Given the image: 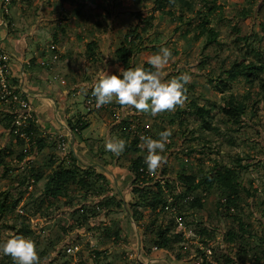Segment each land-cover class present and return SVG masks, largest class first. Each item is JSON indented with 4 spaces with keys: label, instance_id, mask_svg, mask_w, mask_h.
Here are the masks:
<instances>
[{
    "label": "rangeland",
    "instance_id": "rangeland-1",
    "mask_svg": "<svg viewBox=\"0 0 264 264\" xmlns=\"http://www.w3.org/2000/svg\"><path fill=\"white\" fill-rule=\"evenodd\" d=\"M156 1L21 0L27 19L48 23L49 33L40 37H30L31 30L22 28L15 10L8 8V2L11 6L17 0L4 4L7 12L0 8L6 24L9 17L17 24L0 27L1 48L11 60L23 45L27 58L36 49L48 51L50 57L41 67L52 68L69 85L68 96L79 92L67 123L74 125L81 114L89 127L78 136L75 151L82 168L90 167L105 178L91 179L89 190L70 188L66 198L46 197L48 176L68 166V138L46 133L48 129L39 131L35 124L39 113L30 105L35 132L30 141L18 145L7 127L11 111L0 106V150L5 154L0 201L6 197L7 204L18 202L0 213V240L17 233L30 237L39 264H208L207 250L216 264H264V69L235 81L226 74L234 64L264 68V0H173L162 9ZM204 21L202 32L199 26ZM136 26L141 37L133 46L132 67L143 66L165 46L173 55L162 70L164 78L182 72L191 76L184 103L174 110L153 116L115 102L96 107L92 87L105 70L115 73L122 68L115 50ZM207 30L213 31L214 41H208ZM88 44H93L92 60L86 57ZM55 85L62 88L59 81ZM237 103L245 112L232 121L223 109H235ZM200 108L203 118L197 114ZM164 130L172 133L166 162L154 174L146 170L153 182L142 185L149 198L155 183L161 185L169 205L161 211L150 205V199L133 194L137 184L132 164L146 155L140 137L158 138ZM110 137L125 139L119 155L105 150ZM43 139L46 146L40 150L37 142ZM134 140L138 152L132 150ZM21 153L24 158L19 160ZM219 170L231 171L240 185V198L233 205L225 202L217 186L187 193L180 181L184 173L194 175L197 182ZM195 198L201 208L191 206ZM163 231L171 241L161 250L155 242ZM230 231L233 241L227 237ZM70 244L79 247L78 253H65ZM0 264L13 260L0 254Z\"/></svg>",
    "mask_w": 264,
    "mask_h": 264
},
{
    "label": "trees",
    "instance_id": "trees-1",
    "mask_svg": "<svg viewBox=\"0 0 264 264\" xmlns=\"http://www.w3.org/2000/svg\"><path fill=\"white\" fill-rule=\"evenodd\" d=\"M181 3H184V0H177ZM173 3V0H157L156 3L158 4L159 8H164L166 3ZM189 8L191 7L190 4L185 3ZM146 22L145 24H147ZM207 22H203L201 26H199L202 30V32L206 29L205 24ZM208 33V41L212 42L215 40V35L212 30H207ZM141 35L139 34V28L136 26L133 29L129 30L123 37L122 40L119 42L116 50H115V57L117 61L119 62L120 66L124 69L132 68L131 66V58L133 56V46L136 40L140 39ZM91 45L88 44L87 46V56L91 60L94 58V54L91 51ZM144 68H150L151 66L146 63L143 65ZM264 68L262 66H257L254 63H248L245 64H234L232 68L226 72L227 79L229 81H235L239 76H247V77H254L258 71L263 70ZM220 85H222L223 88H226L225 81H221ZM264 88V84L262 85ZM245 112V107L241 103L236 104L235 109H223V113L226 117H228L232 121H237ZM204 109L200 108L197 110V114L203 118L204 116ZM12 117H7V127H9V132L12 134ZM125 123V122H124ZM71 132L74 135L80 134L84 129L88 127V125L81 121L77 120V122L74 125H70ZM76 130V132H75ZM35 130L32 126L29 127L27 130V135L32 138L33 133ZM18 145H23L24 140L20 138H16ZM139 143L137 140H134L132 143V150L134 152L140 151ZM38 148L42 150L46 146L45 140H38L37 142ZM10 153V152H9ZM8 153V154H9ZM3 156L5 154H2L0 150V167L4 166L3 162ZM19 160H22L24 158V154L19 155ZM68 166L67 167H61L52 172L45 183L44 187V194L46 197L58 200L61 197H68L70 188L74 187L76 189H87L89 190L92 187V184L90 182L91 179H95L96 181H104L105 178L102 174H97L94 170H92L90 167L82 168L79 164V161L70 153L68 157ZM147 166L144 163V160L142 157H137L132 164V176L134 177V182L137 184L133 189V194L138 195L139 197H142L145 200L150 199V205L154 208L157 206L161 207V211H164L166 207L169 205L167 204L166 200L163 199L162 196V187L160 184L155 183L156 191L151 195V198H149L147 192L143 190L142 185L146 184V182H153V179L149 177V175L146 173ZM36 181L38 178H35ZM180 181L185 187V192L187 193H193L199 189L203 190H211L215 186H217L223 196L225 197V202L229 205L235 204V202L240 198V185L237 183V181L234 178V175L231 171H216L213 173H206L201 179L197 180L196 177L192 174H182L180 177ZM140 183V184H138ZM6 197L3 198V201H0V213L7 212L11 209H13L17 205V201L13 202L12 204L6 203ZM192 207L195 208H201V202L199 199H193L190 202ZM175 205V204H174ZM135 221L138 220L136 217L134 218ZM227 237L229 241H233L235 238L234 232L230 231L227 233ZM170 237L167 236V232L163 231L159 234L158 239L155 242V247L157 249H165L169 246L170 243ZM205 256V255H204ZM206 258H204V261ZM202 264H205L204 262Z\"/></svg>",
    "mask_w": 264,
    "mask_h": 264
},
{
    "label": "clouds",
    "instance_id": "clouds-1",
    "mask_svg": "<svg viewBox=\"0 0 264 264\" xmlns=\"http://www.w3.org/2000/svg\"><path fill=\"white\" fill-rule=\"evenodd\" d=\"M172 51L165 46L148 58L150 68L136 66L118 68L115 73L102 72L91 91L97 108L113 102L137 111L158 113L174 110L185 99L186 85L191 76L182 72L171 79H165L163 68L172 57ZM158 138L140 137V147L146 149L144 163L150 174H154L166 162L164 152L172 135L171 130L160 131ZM107 152L119 155L125 150L126 141L122 137H110L104 142ZM0 254L10 256L13 264H39L36 243L21 233L12 234L0 240Z\"/></svg>",
    "mask_w": 264,
    "mask_h": 264
},
{
    "label": "crops",
    "instance_id": "crops-1",
    "mask_svg": "<svg viewBox=\"0 0 264 264\" xmlns=\"http://www.w3.org/2000/svg\"><path fill=\"white\" fill-rule=\"evenodd\" d=\"M8 1L10 0H0V8H4V4ZM8 3V8L15 10L22 28L31 30L30 37H40L49 33L50 29L46 20L31 22L30 19H27L26 14H24V11L27 10L26 5L21 0H17V3H13L11 6L10 2ZM9 19L10 22L7 24L9 28L16 27L17 24L14 18L9 17ZM26 51L25 45L20 46L17 52L19 55L13 57V60L10 61V74L15 82L22 87L24 95L29 100V103L34 106V110L39 113V117L35 119L38 130L48 129L46 133L58 134L61 137L68 138L70 151L79 161L75 148L80 134L74 135L67 123L74 114L73 105L77 99L75 96L79 92L68 96L70 93L68 90H71L67 88L69 85L62 78H59L57 74L52 73V68L41 67L43 65L42 61L47 59L48 56L50 57L48 51L43 52L40 49H36L30 58L26 57ZM57 81H59L62 88L55 85ZM80 116L83 117L81 114H77L76 119L83 122L87 121L85 118H80Z\"/></svg>",
    "mask_w": 264,
    "mask_h": 264
},
{
    "label": "built area",
    "instance_id": "built-area-1",
    "mask_svg": "<svg viewBox=\"0 0 264 264\" xmlns=\"http://www.w3.org/2000/svg\"><path fill=\"white\" fill-rule=\"evenodd\" d=\"M5 12H7V8H5ZM7 27L5 20L3 17H0V27ZM4 38L0 39V106L7 107L12 115V134L16 138H20L25 142L30 141V137L27 135V130L30 127V123L34 121L32 116V108L29 100L24 95L22 91V87L17 84L10 74V61L11 57L8 55L6 51L1 48V43ZM89 104V102H88ZM76 132V130H75ZM61 139V138H60ZM61 147L64 146L62 142L60 144ZM166 207L165 209H168ZM79 247L73 246L72 244L67 245L65 248V253L69 255H74L78 253ZM205 254L206 260L208 264H216L214 263L212 258V253L207 250Z\"/></svg>",
    "mask_w": 264,
    "mask_h": 264
}]
</instances>
